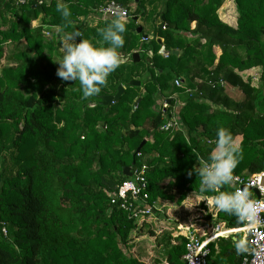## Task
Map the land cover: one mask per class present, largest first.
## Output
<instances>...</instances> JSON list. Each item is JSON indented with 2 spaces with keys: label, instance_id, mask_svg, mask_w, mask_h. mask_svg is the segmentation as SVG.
<instances>
[{
  "label": "trees",
  "instance_id": "obj_1",
  "mask_svg": "<svg viewBox=\"0 0 264 264\" xmlns=\"http://www.w3.org/2000/svg\"><path fill=\"white\" fill-rule=\"evenodd\" d=\"M19 1L0 0V63L9 42L23 41L26 47L9 57L13 65L0 69V264H139L125 250L149 216L136 219L108 197L126 181L122 172L128 167L133 172L145 166L147 202L155 217L163 203L181 206L190 230L204 224L201 239L216 229L241 227L244 220L207 203L214 192H200L195 171L223 127L241 137L232 177L264 172V0H234L236 28L217 17L225 0H163L160 9V0ZM58 2L68 5L67 19L57 12ZM109 2L129 14L119 55L137 52L139 61L120 64L98 95L85 98L79 81L57 76L53 56L65 32L78 31L100 46L98 29L111 20L94 27L80 20ZM37 20L39 26L32 27ZM161 23L164 29L158 28ZM148 27L151 38L143 41ZM161 47L167 58L159 55ZM174 50L180 55H172ZM255 68L260 75L251 86L238 74ZM183 75L190 83L222 78L242 98L235 101L223 88L211 90L205 83L197 85L200 96L188 97L171 84ZM131 81L141 86L131 87ZM119 85L121 97L103 106L101 98L114 97ZM164 93L171 101L156 110ZM173 96L182 103L175 112ZM53 100L62 105L52 108ZM172 117L178 128L161 130ZM220 190L234 191L230 184ZM185 244L186 237L175 238L167 264H180ZM215 244L210 264L241 262L232 238Z\"/></svg>",
  "mask_w": 264,
  "mask_h": 264
},
{
  "label": "clouds",
  "instance_id": "obj_2",
  "mask_svg": "<svg viewBox=\"0 0 264 264\" xmlns=\"http://www.w3.org/2000/svg\"><path fill=\"white\" fill-rule=\"evenodd\" d=\"M56 10L67 19L71 12L66 3L58 2ZM57 31H63L58 27ZM126 31L122 18H115L103 28L98 29L102 41L100 46L84 39L78 31L65 32L60 42V56L57 76L63 81H79L85 98L93 97L101 92L110 73L120 66L118 49L123 48V33ZM79 37V42L76 38ZM240 147L233 134L227 128L219 127L215 133V144L206 159L202 158L196 167V175L200 177V192H214L211 196L213 205L220 211L245 220L254 207V201L245 190L221 191L223 185L232 180L233 170L239 163ZM191 175V173H189ZM237 253L247 250L243 239L233 241Z\"/></svg>",
  "mask_w": 264,
  "mask_h": 264
},
{
  "label": "built area",
  "instance_id": "obj_3",
  "mask_svg": "<svg viewBox=\"0 0 264 264\" xmlns=\"http://www.w3.org/2000/svg\"><path fill=\"white\" fill-rule=\"evenodd\" d=\"M23 4L24 1L20 0ZM94 16L99 20H113L117 17L122 18L124 22L129 19L128 12L118 3L109 2L94 11ZM162 28H165L164 26ZM45 29V28H44ZM43 29V30H44ZM44 34L48 35L44 30ZM148 38H143L147 41ZM167 58L168 55H162ZM184 81L175 79L173 85L176 88L184 89ZM195 83H200L196 80ZM206 84L209 88L224 87L226 84L222 79L207 80ZM184 91V90H183ZM185 94L188 97L193 95H201L197 88H186ZM163 108H166V103H163ZM171 127L178 128V123L172 117L170 122L164 124L161 130H167ZM145 166L139 170L132 172L134 180H126L119 185L115 192L108 195L111 205H118L121 210L129 213L134 218L150 216L152 213L151 207L148 205V194L146 193L147 184L145 178ZM233 190H245L248 192L254 207L250 215L244 220L241 227L228 228L223 230L216 229L212 235L201 239L190 232V227H185L186 244L185 252L180 259V264H210V244H215L218 239L232 238L233 241L243 239L247 250L242 253L241 262L239 264H264V172L256 174H242L233 176L229 183ZM2 236H6V230L3 227L1 230ZM217 250V246H214Z\"/></svg>",
  "mask_w": 264,
  "mask_h": 264
},
{
  "label": "crops",
  "instance_id": "obj_4",
  "mask_svg": "<svg viewBox=\"0 0 264 264\" xmlns=\"http://www.w3.org/2000/svg\"><path fill=\"white\" fill-rule=\"evenodd\" d=\"M162 1L163 0H160V2H158V4L156 5V7L158 9H160L163 6ZM216 14H217L218 19L222 23L226 24L227 26H229L231 28L237 27V16H238V14L236 12L234 0L223 1L222 5L217 10ZM100 21H102V20H100ZM139 22L140 21H137V24H139ZM163 26H164V24H163ZM194 27H195V24L191 23L190 28L193 29ZM158 28H159V26H158ZM141 31H142V28H141ZM151 34L148 35L145 33L144 36H146L147 38H151ZM160 42H162V40H160ZM214 51L216 52L215 53L216 58H218V56L220 54L219 49L215 47ZM131 55H129L127 57H130ZM148 56H151L150 53L148 54ZM129 63H132V62L130 61ZM253 72L260 73V69L255 68V69H252L250 71L240 73L238 75L241 76V78L244 82H251L250 79H253L254 83L256 82V84H257L258 79H259L258 75L254 76L253 78H247L250 76L252 77L253 74H251V73H253ZM243 75H246V77H244ZM175 79H178V78H175ZM209 79L218 80V79H222V78H217V79L209 78ZM209 79L202 80V79L196 78L192 81L191 84H192V86L195 85L194 88H197L198 87L197 85H199L201 83L206 84V81ZM196 80L200 81V83L199 84L195 83ZM254 83H252V84L250 83V85L255 86L256 84H254ZM225 84H226V82H225ZM206 86H207V84H206ZM217 88H219V87H217ZM220 88H223L225 94L227 96H229L231 99H233L235 101L241 100V98H242L241 93L238 90H236L235 88L230 87L228 84H226L224 87H220ZM209 89H211V88H209ZM211 90H214V89H211ZM174 98L175 97L173 96V99ZM164 100H165V102H167L168 100H170V98L164 99ZM181 105H182L181 102H178L177 100H175L173 112H175L179 107H181ZM234 139H235L236 143L239 145L241 142V137L237 136ZM197 199H202V198H197ZM206 201L208 204H213L211 201V198L206 199ZM170 204H172V203L168 204L166 215H168V217H174L175 218L174 219V223H175L174 226L169 225V222L167 221L168 219H165L166 221L163 219L161 220L160 219L161 216L159 214L155 218L147 217L146 220L142 224L138 225V227L136 228V231L133 232V234L131 235L132 239L130 242V248L127 250L133 252L134 255L131 257L134 258L135 260H137V262L139 264H167L166 255H167V252L169 250H171V246L175 242V238L185 237L186 232L184 229H185V227L190 226L188 224V221L186 220V218L188 217V214L184 212L185 208H183L181 206H177L176 204H173V206ZM176 212H178V213H176ZM176 216H178V217H176ZM158 223H161V225L159 227L157 225ZM163 224L164 225L167 224V226H164ZM208 224H210V223H208ZM162 226H164L163 229H161ZM191 226L193 228L192 230H190L191 233H193L194 235H196L199 238H201L204 235L205 229H204L203 223L192 224ZM156 228H158V229L156 230ZM226 229H228V228H226ZM149 231H151L150 234H148ZM137 242L141 243V247H139V248L136 247ZM212 245H213L214 252L217 253L218 249L217 250L214 249V246L216 244H212ZM213 260H214V255H212V253H210L209 263H211Z\"/></svg>",
  "mask_w": 264,
  "mask_h": 264
},
{
  "label": "rangeland",
  "instance_id": "obj_5",
  "mask_svg": "<svg viewBox=\"0 0 264 264\" xmlns=\"http://www.w3.org/2000/svg\"><path fill=\"white\" fill-rule=\"evenodd\" d=\"M99 19H97L95 16H94V14H92L91 16H89V17H87V18H84V19H81L80 20V23H82V24H86V25H88V26H91V27H94V26H96L97 25V23H99ZM39 24H40V21L39 20H37L36 22H33L32 23V27H37V26H39ZM139 24L140 25H143L144 23L142 22V21H140L139 22ZM45 28V29H44ZM48 28L49 27H47V26H43V29L44 30H46V31H48ZM162 29H164V28H162ZM152 28H150V27H148V28H144V33H146V34H148V35H150L151 33H152ZM55 31V30H54ZM50 33V32H49ZM152 35V34H151ZM190 36L189 35H187V39L188 40H190ZM62 39H63V37H62ZM61 39V40H62ZM61 40H60V42H61ZM26 49V47H25V45H24V43H23V41H19V42H16V43H14V42H9L8 44H6V46H5V57L3 58V60L1 61V63H0V69L2 68V67H4V66H8V65H13V62L12 61H10V56L13 54V53H15L17 50H25ZM213 52H214V54L216 53L215 51H214V49H213ZM60 54H61V52H60V43L57 45V50L55 51V53H54V58H53V62H54V64H55V66L56 67H58V64H57V62H56V60L59 58V56H60ZM215 56H216V54H215ZM128 65H132V63H130V64H128ZM251 74H253V76L251 77H247V78H253L254 76H256V75H258L259 76V73L258 72H253V73H251ZM255 74V75H254ZM244 77H246V75H243ZM183 78V79H182ZM181 79L182 80H184V83H183V87L182 88H184V89H180V88H178V89H180L182 92H184L185 91V89L186 88H191L192 89V84L188 81V80H185L184 79V75L183 76H181ZM251 80V83H254V81H253V79H250ZM171 84L173 85V81L171 82ZM170 84V85H171ZM254 84H256V82L254 83ZM258 84V83H257ZM256 84V85H257ZM255 85V86H256ZM184 90V91H183ZM167 97V93H164L163 95H161L159 98H158V102L156 103V110H159V109H161V108H163L162 106H163V103H164V99ZM176 98H177V96H175ZM178 101V100H177ZM178 102H180V101H178ZM51 104V106H52V108H56V107H60L61 105H62V103L61 102H57V100H53L52 102H50ZM168 204L169 203H166V204H162V206H163V208H161V211H160V219L162 220H165V219H168L167 221L169 222V225H175V223H174V217H168V215H166V212H167V208H168ZM173 204L174 203H172V204H170V205H172L173 206ZM176 213H178V212H176ZM149 217H152V218H155V214H151ZM176 217H178V216H176ZM166 221V220H165ZM159 222V221H158ZM158 225V227L161 225V223H158L157 224ZM164 225V224H163ZM164 226H167V224L166 225H164ZM164 226H162V228L161 229H163V227ZM158 228H156V230H157ZM147 237V236H146ZM239 237V236H238ZM136 247L137 248H139V247H141V243L140 242H137L136 243ZM125 253H126V255H129V256H133L134 254H133V252L132 251H128V250H125Z\"/></svg>",
  "mask_w": 264,
  "mask_h": 264
},
{
  "label": "water",
  "instance_id": "obj_6",
  "mask_svg": "<svg viewBox=\"0 0 264 264\" xmlns=\"http://www.w3.org/2000/svg\"><path fill=\"white\" fill-rule=\"evenodd\" d=\"M162 27H163V23H161V24L159 25V28H160V29H161ZM140 32H141V28L138 27V28H137V33H140ZM144 37L147 38L146 36H144ZM170 53H171L172 55H174V56H179L181 52L174 50V51H171ZM168 54H169V52L166 51V50L164 49V47H161V48H160L159 55H168ZM130 61H131L132 63H137V62L139 61V53L135 52V53H133L130 57H124L123 55L120 56V64H126V63H129ZM128 85L131 86V87H139V86H141V82H140V81H131V82H129ZM123 91H124V87H123L122 85H119L118 88H117V93H116V95H115L114 97H112V96H104V97H102V98H101V99H102L101 104H102L103 106H106V105H109V104H111V103L117 101V100L121 97ZM169 101H170V100H168L167 102L169 103ZM138 103H139V99H138V100L136 101V103L134 104L133 109H135V107H136V105H137ZM166 121H167V119L165 118L164 123H166ZM144 144H145V140H143V141L141 142V144L139 145V147L136 149V152H135L136 154H138V153L140 152V150H141V148H142V146H143ZM122 175H123L124 178H127L126 180H130V181H131V180H134V179H133V174H132V169H131L130 167L125 168V169L123 170V172H122Z\"/></svg>",
  "mask_w": 264,
  "mask_h": 264
},
{
  "label": "flooded vegetation",
  "instance_id": "obj_7",
  "mask_svg": "<svg viewBox=\"0 0 264 264\" xmlns=\"http://www.w3.org/2000/svg\"><path fill=\"white\" fill-rule=\"evenodd\" d=\"M165 103H166V107H167L168 103L167 102H165Z\"/></svg>",
  "mask_w": 264,
  "mask_h": 264
}]
</instances>
